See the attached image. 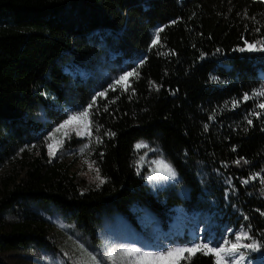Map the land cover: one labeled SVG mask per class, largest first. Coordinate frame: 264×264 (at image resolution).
Listing matches in <instances>:
<instances>
[{
	"label": "trees",
	"instance_id": "16d2710c",
	"mask_svg": "<svg viewBox=\"0 0 264 264\" xmlns=\"http://www.w3.org/2000/svg\"><path fill=\"white\" fill-rule=\"evenodd\" d=\"M258 40L264 0H0V167L14 159L22 167L0 181V251L49 245L56 221L98 241L106 214L133 219L142 204L160 216L209 191L239 209L264 244V97L255 95L264 52L239 51ZM118 72L138 75L112 91ZM104 91L85 144L104 183L82 185L58 154L48 156V137ZM147 142L186 197L146 179L137 145ZM179 264L215 257L196 252Z\"/></svg>",
	"mask_w": 264,
	"mask_h": 264
},
{
	"label": "rangeland",
	"instance_id": "374dc122",
	"mask_svg": "<svg viewBox=\"0 0 264 264\" xmlns=\"http://www.w3.org/2000/svg\"><path fill=\"white\" fill-rule=\"evenodd\" d=\"M155 32H153V38H155ZM123 74L124 72L116 73L109 84L112 85L114 80ZM85 108L69 110L67 116L54 129L71 113ZM61 138H63V134L57 133L56 139ZM75 139L81 141L77 145H72L71 142ZM90 139L91 136L78 137L73 133L70 139L65 140L62 149L57 152L59 160L65 164L82 185L99 182L96 179L97 170L89 158L87 149L84 148ZM141 145L147 146L142 147V153L146 155V163L150 167V172L145 174L146 179L155 188H169L174 193L186 197L187 187L179 181L177 175L175 174V179L172 177L162 178L165 177V173L157 164L153 163L157 160H163L170 165L158 146L153 142ZM81 149L84 150L81 151ZM19 160L14 159L0 167V181L16 179L21 174L22 167ZM149 177L155 178L149 179ZM241 213L239 209L227 203L226 200L222 202L216 191H209L199 201L186 199L182 204L171 207L167 214L160 216L155 215L144 205L136 204L131 214L133 219L118 212L104 215L98 241L92 242L91 239L84 236L80 238L67 225H64L63 221H56L52 224L53 229L48 234V238L51 239L49 245L27 243L18 249L0 251V263L92 264L89 257L82 254L81 245L87 252L95 255L101 264H113L106 258L109 249L114 251L116 264H127L126 261L122 262L120 257L123 255V250L133 247L151 252L167 251L178 247L187 248L203 243H208L212 247H219L224 244L225 240L234 242L235 236L241 232L250 236L246 223L240 218ZM8 223L9 219H6L5 228H7ZM2 232L4 231H0V234H3ZM87 241L89 243H86ZM249 242L251 241H243V243ZM241 252L244 253V259L239 261V264H264V257L257 254L256 251L241 249ZM185 257L188 258L189 255L185 253Z\"/></svg>",
	"mask_w": 264,
	"mask_h": 264
},
{
	"label": "snow or ice",
	"instance_id": "6c2138e0",
	"mask_svg": "<svg viewBox=\"0 0 264 264\" xmlns=\"http://www.w3.org/2000/svg\"><path fill=\"white\" fill-rule=\"evenodd\" d=\"M164 29L159 28L155 33V39L153 40V46H155L159 40L160 32ZM239 51H262L264 52V40H258L255 43H247L246 47L239 49ZM138 75V72H126L123 75L119 76L117 79L114 80L112 85H110V89L115 91L117 86H121L123 90H127L130 87L129 78L133 75ZM107 92H99L93 98L89 105L78 112L71 113L66 120H64L58 127L54 129V131L49 135L47 147L50 157H55L57 152H59L65 140L70 139L72 134L75 133L76 136H91V126L93 121L91 120V116L93 113L90 111L95 105L97 98H105ZM256 96L264 97V89H261L255 93ZM249 97L245 95L243 98L247 100ZM237 102H233L234 106ZM260 109H264V103H260L258 105ZM99 109H97L98 111ZM107 111V108H104ZM249 124L252 123L251 120L248 121ZM99 129L97 128V131ZM62 133L63 138L56 139V134ZM110 135H114L111 134ZM88 145H85L87 148ZM140 147H147L146 145H137V148ZM84 149H81L83 151ZM153 163L157 164L160 169L163 170L165 173V177H172L175 179V172L171 168V166L163 161L157 160ZM239 163V161H237ZM99 170L97 169V177L100 183H104L103 179L99 177ZM155 177H149V179H154ZM264 182V181H262ZM244 183H248V181H244ZM248 240L251 241L249 243H243V241ZM82 254L89 257L92 264H101L97 257L80 246ZM261 248H264V244H260L259 242L255 241L252 237L248 236L247 233L241 232L235 236V241H228L225 240L224 244L219 247H212L208 243L203 244H195L192 247L187 248H172L167 251L161 252H151V251H142L138 248H128L123 250V255L120 257L122 262H127V264H179L181 259H186L185 253L189 255H194L196 252H203L205 255L212 254L215 257V264H239V261L244 259V253L241 252V249H247L251 251H259ZM238 257V258H237ZM106 258L116 264V256L114 255V251L109 249Z\"/></svg>",
	"mask_w": 264,
	"mask_h": 264
}]
</instances>
